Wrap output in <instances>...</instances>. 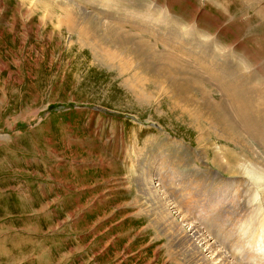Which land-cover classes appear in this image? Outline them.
<instances>
[{"label": "rangeland", "instance_id": "rangeland-1", "mask_svg": "<svg viewBox=\"0 0 264 264\" xmlns=\"http://www.w3.org/2000/svg\"><path fill=\"white\" fill-rule=\"evenodd\" d=\"M39 1L0 0V264H264V193L238 164L262 173L264 143L233 126L228 97L231 124L188 116L193 104L220 116L221 62L256 82L264 109V0H70L98 19L94 41ZM106 29L121 45L102 51Z\"/></svg>", "mask_w": 264, "mask_h": 264}, {"label": "bare ground", "instance_id": "bare-ground-1", "mask_svg": "<svg viewBox=\"0 0 264 264\" xmlns=\"http://www.w3.org/2000/svg\"><path fill=\"white\" fill-rule=\"evenodd\" d=\"M54 1V7H56L57 8V10L60 12V16H58V17H60V18H58V23H60V25H62V23H61V20L62 19H64L66 22H67V24H66V26H65V24H64V26H65V29H66V31L67 32H71L70 33V35L71 34H74L73 36H75V37H77V38H80L81 39V37L82 38H84L85 40H88L89 38L92 40V41H94L93 39L95 38L94 36L96 35V34H98V31H97V29H96V22H95V19H94V21H92L91 22V24H89L88 22L89 21H91V19L89 18V14H84V15H82L80 12H78V11H75L76 9V7H77V5H75L74 3H71L70 2V0H68V1H65V0H53ZM89 1V0H88ZM123 1V0H122ZM213 1V0H212ZM225 1V0H224ZM223 1V2H224ZM244 1V0H243ZM40 1L38 0V2L37 3H39ZM52 2V1H51ZM112 2V0H91V5L92 6H94V5H97V4H99L101 7H103V8H105V9H107V11L111 8V3ZM114 2V1H113ZM116 2V1H115ZM128 2H130L129 0H128ZM252 2V1H251ZM45 3V2H44ZM117 3V2H116ZM142 3V2H141ZM146 3V2H145ZM226 3V2H225ZM253 3V2H252ZM42 4H43V1H42ZM209 4L210 5H212V6H214L215 4H217L216 2H211V1H209ZM217 5H219V4H217ZM73 6H75V8L73 7ZM89 6V5H88ZM124 6V5H123ZM242 6H244V5H242ZM45 7H46V5H45ZM83 7H84V5H83ZM91 7V6H90ZM100 7V8H101ZM120 7V6H119ZM118 7V8H119ZM127 7V6H126ZM125 7V8H126ZM248 7V6H247ZM81 8V7H80ZM112 8H114V7H112ZM128 8V7H127ZM45 9V8H44ZM75 9V10H74ZM77 9H79L78 7H77ZM129 9V8H128ZM144 9V8H143ZM222 9V8H221ZM93 10V9H92ZM97 11H98V9H96ZM31 11V10H30ZM142 11V10H141ZM150 11V10H149ZM113 12V11H112ZM134 12V11H133ZM155 12V11H154ZM224 12V11H223ZM254 12V11H253ZM88 13V12H87ZM98 13V12H97ZM111 13V12H110ZM138 13V12H137ZM136 13V14H137ZM145 13V12H144ZM147 13V12H146ZM145 13V14H146ZM236 13V12H235ZM91 14V13H90ZM95 14V13H94ZM105 14H107V13H105ZM141 14V13H140ZM159 14V13H158ZM158 14H157V17H158ZM247 14V13H246ZM98 15H99V13H98ZM109 15V14H108ZM154 15V14H153ZM155 16V15H154ZM165 16V15H164ZM146 17V16H145ZM170 17V16H169ZM192 17V16H191ZM247 17V16H246ZM245 17V18H246ZM249 17V16H248ZM52 17H51V15H49V19H51ZM98 18H100V17H98ZM125 18V17H124ZM123 18V19H124ZM129 18H130V16H129ZM148 18V17H147ZM147 18H145V19H147ZM133 19V18H132ZM136 19H137V17H136ZM140 19V18H139ZM144 19V18H143ZM171 19V18H170ZM96 20H98V19H96ZM100 20H101V18H100ZM104 20V19H103ZM102 20V21H103ZM131 21V20H130ZM175 21V20H174ZM194 21V20H193ZM164 22V21H163ZM162 22V23H163ZM42 24H43V22H41ZM164 23H166V22H164ZM194 23H195V21H194ZM183 24V23H182ZM187 24V23H186ZM193 24V23H192ZM246 24V23H245ZM170 26H171V24H169ZM176 25H177V23H176ZM179 25V24H178ZM194 25V24H193ZM63 26V25H62ZM113 27V26H112ZM120 27V26H119ZM139 27V26H138ZM180 27V26H179ZM183 27V26H182ZM182 27H181V29H182ZM238 27V26H237ZM64 28V27H63ZM178 28V27H177ZM186 28V27H185ZM190 28V27H189ZM157 29V28H156ZM176 29V28H175ZM183 29H184V27H183ZM187 29V28H186ZM185 29V30H186ZM195 29H197V28H195ZM237 29V28H236ZM161 30V29H160ZM159 30V31H160ZM237 30H239V29H237ZM122 31V30H121ZM137 31V30H136ZM189 30H187V32H188ZM158 32V31H157ZM206 32V31H205ZM101 34H102V36H104L105 37V39H106V42H104L105 44L104 45H101V46H99V44H96V46H97V49H99V50H102V51H106L107 50V46H110L111 44H116L117 46H120L121 45V43H117V41H116V37H118V36H115V34L112 32V29L110 30V29H106V30H103V33H102V31L100 32ZM163 33V32H162ZM189 33V32H188ZM191 33V32H190ZM197 33V32H196ZM201 33V32H200ZM199 33V34H200ZM203 33V32H202ZM186 34V33H185ZM194 34V33H193ZM216 34V33H215ZM172 35V34H171ZM176 35H178V34H176ZM92 36H93V38H92ZM180 36V35H179ZM198 36V35H197ZM203 36V35H202ZM215 36V35H214ZM101 37V36H100ZM125 37V36H124ZM190 37V36H189ZM193 37V36H192ZM180 38V37H179ZM208 38H209V35H208ZM207 38V39H208ZM109 41H108V40ZM119 39V38H118ZM129 39H131L130 37H129ZM142 39V38H141ZM174 39H175V36H174ZM176 39H178V38H176ZM194 39V38H193ZM200 39H202L201 38V36H200ZM206 39V38H205ZM137 40V39H136ZM92 41H91V43H92ZM141 41V40H140ZM194 41H196V40H194ZM193 41V42H194ZM205 41V40H204ZM212 41V40H211ZM249 41V40H248ZM258 41V40H257ZM177 42V41H176ZM185 42H186V40H185ZM242 42V41H241ZM87 43H89V41L87 42ZM144 43V42H143ZM142 43V44H143ZM151 43V42H150ZM149 42L147 43V44H150ZM174 43V42H173ZM172 43V44H173ZM184 43V41H182V44ZM198 43V42H197ZM95 44V43H94ZM94 44H93V46H94ZM179 44H180V42H179ZM181 44V45H182ZM185 44V43H184ZM183 44V45H184ZM200 44V43H199ZM208 44H209V42H208ZM210 44H212V43H210ZM165 45V44H164ZM191 45V44H190ZM196 45V44H195ZM236 45H238V44H236ZM148 46V45H147ZM159 46V45H158ZM165 46H167L168 47V45H165ZM172 46H174V45H172ZM204 46V45H203ZM213 46V45H212ZM215 46V45H214ZM220 46V45H219ZM166 47V48H167ZM184 47H185V45H184ZM189 47V46H188ZM187 47V48H188ZM231 47H233V46H231ZM164 48V47H163ZM166 48H165V51L164 52H167V50H166ZM175 48V47H174ZM173 48V49H174ZM182 49H183V47H181ZM194 48V47H193ZM197 48V47H196ZM199 48H201V47H199ZM198 48V49H199ZM215 48H217V46L215 47ZM153 50H155L154 48H152ZM158 49V48H157ZM186 49V48H185ZM213 49H214V47H213ZM219 49H220V47H219ZM131 50H132V52L134 53L135 51L131 48ZM147 50V49H146ZM145 50V51H146ZM168 50H169V48H168ZM195 50V49H194ZM193 50V51H194ZM200 50V49H199ZM225 50V49H224ZM227 51H228V49H226ZM156 51V50H155ZM155 51H152V52H155ZM160 50H158L157 52H159ZM162 51V50H161ZM172 51V50H171ZM179 51H180V49H179ZM178 51V52H179ZM189 51V50H188ZM196 51V50H195ZM230 52H231V50H229ZM228 51V52H229ZM233 51V50H232ZM150 52V51H149ZM185 52H187V51H185ZM203 52V51H202ZM205 52V51H204ZM224 52V51H223ZM175 53V52H174ZM208 54H210V52H207ZM214 53H216V52H214ZM159 54V53H158ZM157 54V55H158ZM172 54V53H171ZM181 54V53H180ZM184 54V53H183ZM219 54V53H218ZM233 54V53H232ZM258 54V53H257ZM152 55V54H151ZM154 55V54H153ZM161 55V58L160 59H162L161 60V65L163 66V65H166L167 66V68L169 69V70H171V71H174V72H178V71H183V69H182V67H180V62H177V60H176V58L174 57V56H170V55H168L167 53L166 54H160ZM178 55V54H177ZM215 55V54H214ZM231 55V54H230ZM159 56V55H158ZM182 56V55H181ZM188 56V55H187ZM196 56V55H195ZM194 56V57H195ZM228 56V55H227ZM160 57V56H159ZM186 57V56H185ZM225 57V56H224ZM256 57V56H255ZM158 57H156V59H157ZM179 58V57H178ZM183 58V57H182ZM192 58V57H191ZM199 58V57H198ZM221 58V57H220ZM145 59V58H144ZM143 59V60H144ZM151 59V58H150ZM180 59V58H179ZM188 59V58H187ZM187 59H185L184 61H186ZM193 59V58H192ZM215 59V58H214ZM219 59V58H218ZM155 60V59H154ZM189 60V59H188ZM206 60H208V59H206ZM236 60V59H235ZM146 61V60H145ZM158 61V60H157ZM181 61V60H180ZM194 61H196V60H194ZM197 61H199V60H197ZM227 61V60H226ZM228 61H230V60H228ZM140 62V61H139ZM163 62V63H162ZM189 63L191 62V60H189L188 61ZM193 62V61H192ZM202 62H204V61H202ZM209 62V61H208ZM224 62V61H223ZM259 62V61H258ZM264 62V61H263ZM155 63V62H154ZM189 63L187 64V65H189ZM220 62L219 61H217V60H212V61H210L209 63H207V64H209V66H214L215 64L216 65H218ZM228 63V62H227ZM232 63V62H231ZM157 64H160V63H157ZM196 64V63H195ZM199 64V63H198ZM135 65V64H134ZM235 65V64H234ZM132 66V65H131ZM139 66V67H138ZM138 66L137 65H135L134 67H138V68H140V67H143V71L146 69V65H145V63L144 62H140L139 64H138ZM161 66V67H162ZM193 66V65H192ZM225 66H226V64H225ZM224 66V63H222L221 62V64H220V66H219V68H221V69H215V74H213L212 76H213V81L214 80H221V79H223L224 80V82H220L219 81V83H218V92L220 93V95H219V97L218 96H216V97H214V100H215V102H216V105H215V108H216V113L218 114V115H220L219 117L218 116H215L214 114H213V111H206L204 108H203V106H197V104H193L192 105V107H191V109L193 110V112H190V113H188V116L189 117H197V118H200V119H204V120H209V121H211L212 119H218L219 120V122H221L220 120L221 119H223V121H229V120H227L228 119V111H227V107L225 106V97H228V99L230 98V103L233 101V104L235 105L234 107H235V111H236V113L237 114H241V115H239V116H237L238 117V122H236V125L235 124H233V126L237 129V130H239V132H242V133H244L245 135L247 134V135H249V136H252V137H255V140H258L259 142H260V144H263L264 143V122H262V123H259V121H261L260 119H264V109L262 108H260L259 106H256L255 105V102H257L258 100L260 101V98H261V95L259 94V91H258V88H257V84H256V82L254 81V82H250V81H248V80H244L243 78H244V76H243V78H242V74H239L238 72H233V71H231L230 70V67H225ZM236 66V65H235ZM239 66V65H238ZM241 66V65H240ZM133 67V66H132ZM160 67V68H161ZM195 67V66H194ZM202 67H203V65H202ZM211 67V68H212ZM215 67V66H214ZM188 68V67H187ZM197 68V67H196ZM257 68V67H256ZM148 69V68H147ZM233 69V68H232ZM238 69V68H237ZM165 70H166V68H165ZM164 70V71H165ZM192 70V69H191ZM199 70V69H198ZM204 70V69H203ZM202 70V71H203ZM208 70V69H207ZM218 70H220L222 73H220V72H218ZM234 70V69H233ZM193 71H194V69H193ZM250 71V70H249ZM167 72V71H166ZM195 72H198V71H195ZM224 72V73H223ZM240 72V71H239ZM262 71H259V73H261ZM141 73V72H140ZM164 73V72H163ZM173 73V72H172ZM203 73H205V71H203ZM202 73V74H203ZM195 73L194 72H191V75H194ZM198 74H201L200 72L198 73ZM212 74V73H211ZM224 74V75H223ZM246 74V73H245ZM142 75V74H141ZM152 75H153V77L155 76V77H159V78H161L162 79V84H166L167 85V88H170L171 89V93L170 92H168V91H165V96L166 97H170V98H174V96H173V93H174V91H175V89L172 87L173 85L171 84V83H169L167 80H166V78L164 79L162 76H161V74H160V71L157 69V70H155V71H152ZM174 74H172V76H173ZM186 76H187V74H185ZM206 75V74H205ZM205 75H201V76H205ZM251 75V74H250ZM169 76V75H168ZM185 76V77H186ZM190 76V75H189ZM210 76V75H209ZM246 76V75H245ZM248 76V75H247ZM251 76H253V75H251ZM144 77V76H143ZM147 77V76H146ZM154 77V78H155ZM176 77V76H175ZM196 77V76H195ZM194 77V78H195ZM207 77H208V74H207ZM255 77H257V78H259V79H261V77L262 76H260V75H256ZM173 78V77H172ZM176 78H178V77H176ZM179 78H180V76H179ZM182 78V77H181ZM193 78V79H194ZM198 78V77H197ZM249 78V77H248ZM124 79V78H123ZM247 79V78H246ZM139 80H141L140 79V77L139 78H137V80H136V82H139ZM146 80V79H145ZM195 81H196V79H194ZM194 80H192V81H194ZM201 80V79H200ZM209 81V80H208ZM201 82V81H200ZM261 82V81H260ZM192 83V82H191ZM202 83V82H201ZM196 85V84H195ZM202 85H203V83H202ZM207 85V84H206ZM262 85V84H261ZM205 86V85H204ZM240 93V94H239ZM213 96V95H212ZM215 96V95H214ZM203 97V96H202ZM205 98V97H204ZM141 99V98H140ZM189 100V99H188ZM208 101V100H207ZM203 104V103H202ZM209 104V103H208ZM259 105V104H258ZM197 108H199V110H197ZM252 110H254V112H255V116H254V118L255 119H253L249 114V112L250 111H252ZM233 112V111H232ZM235 115V114H234ZM237 119V118H236ZM264 121V120H263ZM216 122H218L217 120H214L213 121V123H216ZM229 123L231 124V122L229 121ZM179 125V124H178ZM204 125H205V123H204ZM209 126H210V128H212L213 129V133L214 134H216V135H218V137L220 136V137H222V136H224V132L220 129V128H218V127H216V125H214V124H211L210 122H209ZM263 126V127H262ZM232 130V129H231ZM235 132V131H234ZM239 132H237V133H239ZM236 133V132H235ZM241 133V134H242ZM240 134V135H241ZM239 135V136H240ZM246 137V136H245ZM242 138H244V136L242 137ZM251 139V138H250ZM256 142V141H255ZM258 144V143H257ZM218 146V145H217ZM212 147V146H211ZM214 149V148H213ZM216 149V148H215ZM214 149V150H215ZM210 151H211V149H210ZM216 151H219L218 150V148H217V150ZM241 152V151H240ZM212 154V153H211ZM217 155V154H216ZM219 155V154H218ZM212 156V155H211ZM210 156V157H211ZM220 156V155H219ZM211 159V158H210ZM220 159V158H219ZM237 160H241V158H239V156L237 155H234V154H232V156H229L228 158H227V161H226V163L225 164H223L222 163V165L226 168V169H229V168H232L233 166V164L235 163V161H237ZM217 161V160H216ZM219 161V160H218ZM239 164V166L240 167H243L242 169H243V171L246 173V175L248 176V178L246 177V181H248L249 182V184L251 183L252 185H253V187L254 186H259V187H261V191L259 192V194L261 193V194H263L264 193V185H263V183H264V167L263 168H260V167H258V169H261L260 171H262V173H260V172H256L254 169H253V166L250 164V163H245L244 161H242V162H240V163H238ZM231 173H235L234 171H232ZM145 174V176H143L144 177V179H149V177L151 178V175H153L151 172H146V173H144ZM149 177H148V176ZM234 176H236V175H234ZM245 178V177H244ZM245 180V179H244ZM250 186V185H249ZM248 186V187H249ZM251 187V186H250ZM253 189V188H252ZM257 190V189H256ZM259 190V189H258ZM258 194V193H257ZM257 194H255L253 197H251L252 199L251 200H254V198L256 197V195ZM248 199V198H247ZM258 200V199H257ZM264 200V199H263ZM261 201V200H260ZM260 204H263V203H259V206H254L255 207V209H253V210H256L257 209V211L260 209L261 210V208H260ZM252 210V209H251ZM260 213V212H259ZM259 213H258V215H259ZM196 230H194L192 233H195V234H197V232H195Z\"/></svg>", "mask_w": 264, "mask_h": 264}]
</instances>
